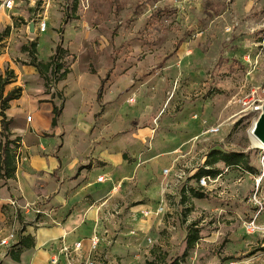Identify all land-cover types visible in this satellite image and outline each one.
<instances>
[{
    "label": "rangeland",
    "instance_id": "374dc122",
    "mask_svg": "<svg viewBox=\"0 0 264 264\" xmlns=\"http://www.w3.org/2000/svg\"><path fill=\"white\" fill-rule=\"evenodd\" d=\"M12 3L6 12L15 29L45 20L46 30L9 48L18 71L6 66L3 95L14 83L24 111L10 139L18 138L11 133L16 126L30 132L39 123L42 135L58 138L55 152L65 139L63 165L92 170L85 181L96 183L107 173L108 183L96 187L121 182L109 205L113 216L104 223L109 238L99 263H119L122 255L111 250L117 244L128 247L127 256L138 264H264V151L249 135L259 114L240 103L263 99L264 0ZM58 44L64 50L58 59L69 71L59 82L49 71L40 75L28 53L47 63ZM107 74L106 102L98 101ZM54 108L59 115L52 125ZM210 127L218 133H206ZM213 147L244 152L256 173L219 163L214 167L220 174L199 188L196 174ZM164 169H170L166 176ZM27 207L42 211L32 213L29 223L48 224L39 218L50 214L52 204ZM13 218L25 225L18 213ZM250 222L253 233L247 232ZM190 230L198 240L186 251ZM16 252L13 245L4 247L0 260Z\"/></svg>",
    "mask_w": 264,
    "mask_h": 264
},
{
    "label": "crops",
    "instance_id": "0c3cea01",
    "mask_svg": "<svg viewBox=\"0 0 264 264\" xmlns=\"http://www.w3.org/2000/svg\"><path fill=\"white\" fill-rule=\"evenodd\" d=\"M30 23L28 22L25 28L21 25L15 29L10 15L0 5V34L4 28H11L8 35L0 36V77H3L8 64L10 65L9 69H14L17 73L18 69L12 63L9 48L12 41H14V45H21L25 43L24 41H33L32 37L37 32V26L34 24L33 33H30L28 28ZM25 35L26 37H24ZM17 36L21 38H17ZM83 75L79 76L83 77ZM14 85V83L7 84L5 92H10L12 87H15ZM106 95L107 93L102 95V98L105 99L104 102H106ZM19 102L20 99L9 102V108L5 111L7 119L16 122L22 119L24 111L19 107ZM39 127L38 123L30 132L20 126H16L11 130V133L17 132L16 137L20 140L16 148L17 152H15V177L11 180H0V207H4L3 211L0 208V239L10 232L23 229L22 236H30L34 247L22 249L18 262L8 257L1 259L0 264H49L51 255L55 254L61 246L62 237L65 238L68 244L82 241V249L85 253L88 249V239L95 233L102 235L96 253L99 258V253L102 254L104 250H101V245L109 238L108 230L104 229L105 221L109 216H113L108 214L109 205L114 201L118 193L116 191L121 187V182L117 181L118 185L116 186L113 182L96 187L99 184L97 179L96 183L85 181L84 175H89L92 170L78 169L79 159L77 154L73 158L77 165L73 164L72 166L74 168L76 166L72 176L74 168L72 170L69 166L63 165L60 158L65 139L62 146L55 152L54 148L57 146L58 138H55V136L45 137L39 132ZM125 160L120 161L122 166ZM70 173L71 175H68ZM106 175L108 176L107 173L105 175L99 174L97 178L104 176L105 181L103 183L106 184L108 183ZM69 176L72 177L69 179ZM67 177L68 181L66 180ZM11 202H14L15 205L12 206ZM37 203L52 204L54 206L53 209H50L51 212L49 215L47 214L48 216L39 218L41 221L47 219L48 224L41 225V223L31 224L28 222L31 221L34 215L32 213L42 212L36 207L31 208V211L27 209V206H34ZM14 213L21 216L20 220L25 225L20 227L19 222L13 223ZM106 233L108 234V237L106 235L107 238L105 237ZM15 234L16 241L13 245L17 243L19 236L18 232ZM114 242L117 243V241ZM111 247L112 251L122 255V259L119 260L118 264H138V262L131 261L127 256L126 253L130 250L128 247L117 246V244ZM2 248L4 247L0 246V250ZM239 263L245 264V262Z\"/></svg>",
    "mask_w": 264,
    "mask_h": 264
},
{
    "label": "trees",
    "instance_id": "16d2710c",
    "mask_svg": "<svg viewBox=\"0 0 264 264\" xmlns=\"http://www.w3.org/2000/svg\"><path fill=\"white\" fill-rule=\"evenodd\" d=\"M67 23L64 19L60 31H62L63 26ZM9 28L0 34L4 36V33H8ZM61 33V32H59ZM33 49L36 48V43L31 44ZM63 48L58 44L54 53L50 56L47 63H40L36 61L34 52H28L31 58V65L39 70L40 75L44 76L48 71L52 76H56V81H62L68 74L67 68L64 67V64L60 62L58 57L63 52ZM43 69V71L41 70ZM108 80V74L105 79L100 80V86L96 92L97 100L99 101L102 98L104 92L105 84ZM6 82H3L0 77V180H11L15 177L16 163H15V150L19 143V138L10 139V129L14 125L15 121L12 119H7L5 116V111L9 108V102L12 100H17L20 98V88H16L8 92L5 96L3 95V87ZM54 118L52 120V125L56 124V118L59 115L57 108L53 109ZM264 160V158H263ZM250 158L247 154L241 151H224L222 149H216L215 147L211 148L206 155L205 167L202 168L197 174L196 178L199 180L201 177H210L214 178L220 174V171L214 166L221 163L225 168H239L247 171L250 174H255V169L249 164ZM193 191V190H192ZM194 196L197 199L204 198V194L201 192H194ZM22 222V220H21ZM22 224V223H21ZM23 229L20 231L18 236V241L14 248H18V252L12 256V259L15 262L19 261L20 250L30 249L34 247L33 240L30 236H22ZM192 231V230H190ZM189 231V232H190ZM198 240V232L196 230L190 232L185 241L186 251L194 247L196 241ZM174 262L173 264H175Z\"/></svg>",
    "mask_w": 264,
    "mask_h": 264
},
{
    "label": "built area",
    "instance_id": "2783aa9c",
    "mask_svg": "<svg viewBox=\"0 0 264 264\" xmlns=\"http://www.w3.org/2000/svg\"><path fill=\"white\" fill-rule=\"evenodd\" d=\"M4 9L10 10L13 7L12 0H5L2 2L1 5ZM37 31L39 33H42L46 30V21L42 20L37 25ZM261 92L263 94V99H254L251 98L247 101L242 100L240 103L243 106H247V108L250 109L251 112L259 114L262 112V107L264 106V89H261ZM131 103L134 102V100L131 98L129 100ZM27 120H30V117L27 118ZM219 128L218 127H210L206 131V133L209 134H216L218 133ZM170 169L163 170V174L166 176L168 175ZM105 181L104 176H99L97 178L98 183H103ZM214 179L210 177H201L199 180H197V185L199 188H207L210 183H212ZM12 206L15 205L14 202L10 203ZM37 213H42L40 211H36ZM148 214V213H146ZM256 230V226L254 225V222H250L248 224V233H253ZM102 240V235L95 233L88 239V249L87 252L83 253L82 249V241H76L72 244H68L65 241V238H61V246L57 250V252L53 255H51L49 259V264H100L98 261V257L96 255L97 249L100 245V242ZM16 241V234L15 232L8 233L4 238L0 239V246L3 247H10L12 246Z\"/></svg>",
    "mask_w": 264,
    "mask_h": 264
},
{
    "label": "water",
    "instance_id": "95a60500",
    "mask_svg": "<svg viewBox=\"0 0 264 264\" xmlns=\"http://www.w3.org/2000/svg\"><path fill=\"white\" fill-rule=\"evenodd\" d=\"M28 28H29V32L33 33L34 24L30 23ZM255 125H256V133H255L256 136L258 137L259 140L264 142V106L262 107V112L260 113Z\"/></svg>",
    "mask_w": 264,
    "mask_h": 264
},
{
    "label": "bare ground",
    "instance_id": "6f19581e",
    "mask_svg": "<svg viewBox=\"0 0 264 264\" xmlns=\"http://www.w3.org/2000/svg\"><path fill=\"white\" fill-rule=\"evenodd\" d=\"M256 122L254 123L253 127L251 128V130L249 131V135H250V139L252 142V145L260 150L264 151V142H262L261 140L258 139V137L256 136Z\"/></svg>",
    "mask_w": 264,
    "mask_h": 264
}]
</instances>
